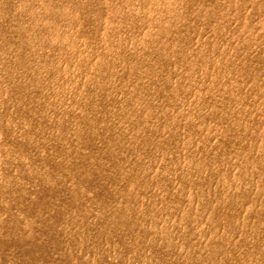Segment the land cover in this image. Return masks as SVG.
Returning a JSON list of instances; mask_svg holds the SVG:
<instances>
[{
	"label": "rangeland",
	"instance_id": "1",
	"mask_svg": "<svg viewBox=\"0 0 264 264\" xmlns=\"http://www.w3.org/2000/svg\"><path fill=\"white\" fill-rule=\"evenodd\" d=\"M0 264H264V0H0Z\"/></svg>",
	"mask_w": 264,
	"mask_h": 264
}]
</instances>
